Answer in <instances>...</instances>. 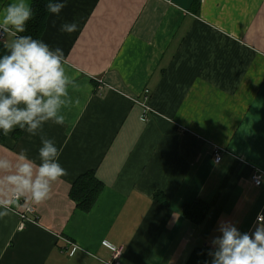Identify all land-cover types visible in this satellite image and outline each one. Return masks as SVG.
Returning <instances> with one entry per match:
<instances>
[{"label": "crops", "instance_id": "obj_1", "mask_svg": "<svg viewBox=\"0 0 264 264\" xmlns=\"http://www.w3.org/2000/svg\"><path fill=\"white\" fill-rule=\"evenodd\" d=\"M72 21L77 32L58 31ZM42 39L63 48L76 84L65 124L44 128L67 174L36 204L0 172V200L12 201L0 264H109L113 247L120 264H188L212 249L222 222L254 230L264 212V0H68ZM40 146L17 129L0 157L15 164L27 149L38 165ZM89 174L103 190L86 213L71 193ZM196 203L211 207L201 224L184 214Z\"/></svg>", "mask_w": 264, "mask_h": 264}, {"label": "clouds", "instance_id": "obj_2", "mask_svg": "<svg viewBox=\"0 0 264 264\" xmlns=\"http://www.w3.org/2000/svg\"><path fill=\"white\" fill-rule=\"evenodd\" d=\"M68 0H46L49 16L59 17ZM36 12L27 0H9L0 10V34L15 33V39L3 44L0 51V135L10 136L17 129L29 139L39 137L40 163L21 149L18 161L0 157L2 183L16 198L30 194L36 204L47 200L54 182L67 172L60 163L61 149L54 138L44 134L50 122L63 126V110L74 103L70 87L75 81L67 74L64 50L42 38L19 35L28 31V24ZM53 27H56L53 21ZM76 21L59 25L61 34L75 33ZM78 103V100L75 101ZM11 200H0V217L11 210ZM219 235L212 241L208 255L210 264H264V212L258 214L254 230L241 232L231 222H222Z\"/></svg>", "mask_w": 264, "mask_h": 264}, {"label": "trees", "instance_id": "obj_3", "mask_svg": "<svg viewBox=\"0 0 264 264\" xmlns=\"http://www.w3.org/2000/svg\"><path fill=\"white\" fill-rule=\"evenodd\" d=\"M46 0H32V8L36 12L35 18L29 22L28 31L19 35H32L36 38H42L49 20V15L45 8ZM4 136L0 135V144L5 143ZM103 190V184L92 177L90 174L80 178L74 185L71 197L77 204V207L88 213L90 212L101 191ZM161 194L156 195L157 200H161L163 204H167L168 201L160 197ZM211 207L209 204L196 203L193 205H186L184 208L185 216L198 224H201L207 218ZM209 249H197L190 257L188 264H210L211 257L208 255Z\"/></svg>", "mask_w": 264, "mask_h": 264}, {"label": "built area", "instance_id": "obj_4", "mask_svg": "<svg viewBox=\"0 0 264 264\" xmlns=\"http://www.w3.org/2000/svg\"><path fill=\"white\" fill-rule=\"evenodd\" d=\"M10 34H14L15 33H7V34H0V44L3 43L8 35ZM101 85H103V81H101ZM223 155H224V151L223 149H221L220 147L215 146L214 148V161L215 163L219 164L222 159H223ZM252 181L256 186H261L262 185V181H263V174L260 171H256L254 172L253 176H252ZM28 212H33V209L28 207ZM21 217V225L20 228H24L27 224L28 221H31L30 219H28L27 215L25 213L20 215ZM113 254H112V260L109 262V264H120V259L123 255V251L121 248H112Z\"/></svg>", "mask_w": 264, "mask_h": 264}]
</instances>
